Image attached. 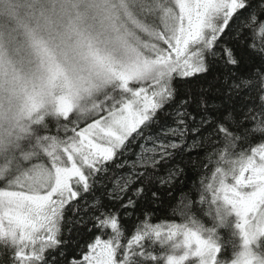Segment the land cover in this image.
<instances>
[{
	"label": "snow or ice",
	"instance_id": "snow-or-ice-1",
	"mask_svg": "<svg viewBox=\"0 0 264 264\" xmlns=\"http://www.w3.org/2000/svg\"><path fill=\"white\" fill-rule=\"evenodd\" d=\"M24 8L0 27V264H264V0ZM212 156L206 227L177 189Z\"/></svg>",
	"mask_w": 264,
	"mask_h": 264
},
{
	"label": "trees",
	"instance_id": "trees-1",
	"mask_svg": "<svg viewBox=\"0 0 264 264\" xmlns=\"http://www.w3.org/2000/svg\"><path fill=\"white\" fill-rule=\"evenodd\" d=\"M50 134H55V129L52 128L50 130ZM254 146V145H252ZM211 156V153H210ZM216 157L212 156L209 160L207 166L202 169V175L201 177H195L191 174L186 178L184 185L178 187L177 189V205H179L180 201L183 200L185 197H187V200H192L193 198L196 201L195 208H196V216L197 218L206 226V227H212L213 221L211 217L205 215L204 213L208 210V203L207 201L203 204H200L199 202V194L195 193V187L196 182L200 179H204L205 182H211L212 172L214 171V168L216 166L215 164ZM37 163L40 161H36ZM181 193L184 195L181 196ZM187 200L185 202H187ZM182 223V219L178 216H173L171 211H169L167 214L163 210L158 211L155 214V217H153L149 223L152 224H166V223ZM220 234L224 237V240H228L230 238L229 232L227 230L221 229ZM231 255V248L230 246L225 247V249L222 250L221 256H230Z\"/></svg>",
	"mask_w": 264,
	"mask_h": 264
},
{
	"label": "clouds",
	"instance_id": "clouds-1",
	"mask_svg": "<svg viewBox=\"0 0 264 264\" xmlns=\"http://www.w3.org/2000/svg\"><path fill=\"white\" fill-rule=\"evenodd\" d=\"M25 2L26 0H0V27L14 23L18 17H22L25 14ZM55 90L57 94H62V83L58 82Z\"/></svg>",
	"mask_w": 264,
	"mask_h": 264
}]
</instances>
